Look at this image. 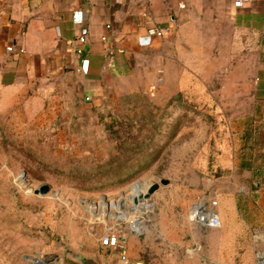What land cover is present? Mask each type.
I'll use <instances>...</instances> for the list:
<instances>
[{
  "label": "rangeland",
  "instance_id": "1",
  "mask_svg": "<svg viewBox=\"0 0 264 264\" xmlns=\"http://www.w3.org/2000/svg\"><path fill=\"white\" fill-rule=\"evenodd\" d=\"M213 28V40L168 48L169 63L139 91L84 109L67 122L70 133L64 124L28 128L0 111V264H81L80 254L112 247L102 241L112 232L121 244L145 240L153 252L174 246L178 264H254L253 234L264 224L253 193L264 192L254 173L264 156L257 60L250 46L242 52ZM162 179L169 183L132 232L121 200L128 207ZM42 184L50 192L36 194ZM211 192L217 228L188 218L193 200ZM196 244L202 251L187 255Z\"/></svg>",
  "mask_w": 264,
  "mask_h": 264
},
{
  "label": "crops",
  "instance_id": "2",
  "mask_svg": "<svg viewBox=\"0 0 264 264\" xmlns=\"http://www.w3.org/2000/svg\"><path fill=\"white\" fill-rule=\"evenodd\" d=\"M213 25L221 39L234 42L242 52L252 48L257 60L254 99L260 106L258 142L264 144V0L242 7L234 0L0 1V111L27 122L28 128L64 124L61 130L67 133V122L84 109H98L112 95L148 84L152 72L169 63L168 48L180 40L192 46L219 36ZM153 27L163 29L164 36L149 35ZM80 49L87 59L83 72L78 71ZM258 164L254 173L263 186L264 156ZM253 193L257 206L264 207L261 187ZM122 243L131 261L178 264L174 246L169 250L157 245L153 252L139 238ZM98 254L100 264H125L118 248L104 246Z\"/></svg>",
  "mask_w": 264,
  "mask_h": 264
},
{
  "label": "built area",
  "instance_id": "3",
  "mask_svg": "<svg viewBox=\"0 0 264 264\" xmlns=\"http://www.w3.org/2000/svg\"><path fill=\"white\" fill-rule=\"evenodd\" d=\"M4 1V0H0ZM248 1L253 0H234L236 7H242ZM77 23L82 22L81 20H76ZM165 31L163 29L153 27L149 30V35L151 36H164ZM80 41L84 43L86 38L84 36L80 37ZM9 51H13V46L8 47ZM22 50V49H21ZM79 53L82 55L81 66L78 68L79 72H83L87 65V59L83 56L84 50L80 49ZM89 99V97H87ZM219 201L217 198V192H211L209 196L197 197L193 200L189 212L188 218L191 222L196 223L202 227L217 228L221 226V216L218 211ZM130 210L129 222L131 224L130 230L132 232H139L140 227L146 221L144 214L151 212V202L150 199H144L142 202L137 204H128ZM254 241L256 243V264H264V226L255 228L253 234ZM102 241L107 246H112L118 248L120 251L121 259L125 264H146L143 260L131 261L128 255V251L124 244L120 243V237L117 233L112 232L103 236ZM203 249L202 244H196L194 251L201 252ZM195 264V263H194Z\"/></svg>",
  "mask_w": 264,
  "mask_h": 264
},
{
  "label": "water",
  "instance_id": "4",
  "mask_svg": "<svg viewBox=\"0 0 264 264\" xmlns=\"http://www.w3.org/2000/svg\"><path fill=\"white\" fill-rule=\"evenodd\" d=\"M169 183L168 179H162L160 182H154L151 185H149L148 190L144 194H139L137 197L133 198V202L135 204L142 202L144 199L150 198L151 195L156 192L161 185L165 186ZM51 186L48 184H42L38 188L34 190L36 194H46L50 192ZM121 208L130 210L129 207H126L123 205V200L120 202ZM78 260L81 264H100V258L95 254H80L78 257Z\"/></svg>",
  "mask_w": 264,
  "mask_h": 264
},
{
  "label": "bare ground",
  "instance_id": "5",
  "mask_svg": "<svg viewBox=\"0 0 264 264\" xmlns=\"http://www.w3.org/2000/svg\"><path fill=\"white\" fill-rule=\"evenodd\" d=\"M136 193H134V195H135ZM139 194H141V193H138V194H136L135 196H133L132 198H134V197H137ZM143 194V193H142ZM129 199V198H128ZM127 199V200H128ZM94 207L96 208V205H94Z\"/></svg>",
  "mask_w": 264,
  "mask_h": 264
}]
</instances>
